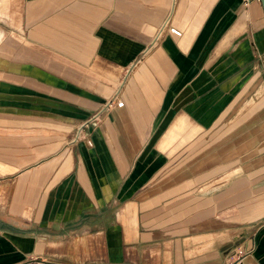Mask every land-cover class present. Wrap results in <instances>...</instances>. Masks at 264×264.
Instances as JSON below:
<instances>
[{
    "label": "crops",
    "instance_id": "0c3cea01",
    "mask_svg": "<svg viewBox=\"0 0 264 264\" xmlns=\"http://www.w3.org/2000/svg\"><path fill=\"white\" fill-rule=\"evenodd\" d=\"M0 18V264H264L260 2L0 0Z\"/></svg>",
    "mask_w": 264,
    "mask_h": 264
},
{
    "label": "rangeland",
    "instance_id": "374dc122",
    "mask_svg": "<svg viewBox=\"0 0 264 264\" xmlns=\"http://www.w3.org/2000/svg\"><path fill=\"white\" fill-rule=\"evenodd\" d=\"M16 2H20V0H16ZM7 22H8L7 18H0V32L3 31V32H5V35L9 36L10 35V29L9 28L7 29L5 27V25H2V24H7ZM8 78H10V77L8 76ZM260 85H263V82ZM251 96H253V94ZM114 97H115V95H113L110 98V100H112ZM256 98H257V96L255 97V99ZM110 100H108V101H110ZM255 101L257 102L258 100H255ZM1 111L2 110L0 108V113H1ZM8 112H15V111H9L8 110ZM0 124H8V123L6 121L0 120ZM2 168H3V166L0 164V174L3 173ZM5 192H6V190L3 189L2 187H0V200H1V195L5 194ZM1 210H2V207L0 208V212H1ZM41 253H42V248H41V246H38L37 249L35 250V254L37 255V254H41ZM51 253L56 254V257H53V258L49 257L48 258V257H42V256H40V257L32 256L28 259V261H25L23 264H78V257L75 256L76 253L73 250L61 252L63 254H67V255H64L66 257H60V258L58 257V255L60 254V251L52 250Z\"/></svg>",
    "mask_w": 264,
    "mask_h": 264
},
{
    "label": "built area",
    "instance_id": "2783aa9c",
    "mask_svg": "<svg viewBox=\"0 0 264 264\" xmlns=\"http://www.w3.org/2000/svg\"><path fill=\"white\" fill-rule=\"evenodd\" d=\"M252 1H258L260 2V0H242V5L244 7H248L249 4ZM166 28L168 33L176 38H180L182 33L180 30H178L175 27H172L171 25H169V20H166L162 26V30ZM160 35V34H159ZM158 35V36H159ZM157 39V38H156ZM123 106V103L119 100L116 99V97H114L112 100L107 101L104 106L101 108L100 112L96 115V117H94V119H92L93 121L97 119V117L99 116V114H104L106 112H108L109 110H111L112 108H121ZM77 139V138H76ZM88 144H90V142H88ZM239 254H242V251H239Z\"/></svg>",
    "mask_w": 264,
    "mask_h": 264
},
{
    "label": "water",
    "instance_id": "95a60500",
    "mask_svg": "<svg viewBox=\"0 0 264 264\" xmlns=\"http://www.w3.org/2000/svg\"><path fill=\"white\" fill-rule=\"evenodd\" d=\"M260 3H261V6H262V9H263V12H264V0H260Z\"/></svg>",
    "mask_w": 264,
    "mask_h": 264
},
{
    "label": "bare ground",
    "instance_id": "6f19581e",
    "mask_svg": "<svg viewBox=\"0 0 264 264\" xmlns=\"http://www.w3.org/2000/svg\"><path fill=\"white\" fill-rule=\"evenodd\" d=\"M15 9H16V8H15ZM14 11H15V10H14ZM228 42H229V41H228ZM228 42H227V43H228ZM224 43H225V42H224ZM225 45H226V44H225Z\"/></svg>",
    "mask_w": 264,
    "mask_h": 264
}]
</instances>
